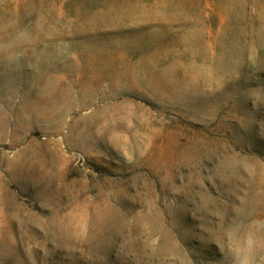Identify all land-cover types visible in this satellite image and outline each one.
Returning a JSON list of instances; mask_svg holds the SVG:
<instances>
[{
    "label": "rangeland",
    "instance_id": "rangeland-1",
    "mask_svg": "<svg viewBox=\"0 0 264 264\" xmlns=\"http://www.w3.org/2000/svg\"><path fill=\"white\" fill-rule=\"evenodd\" d=\"M0 264H264V0H0Z\"/></svg>",
    "mask_w": 264,
    "mask_h": 264
}]
</instances>
